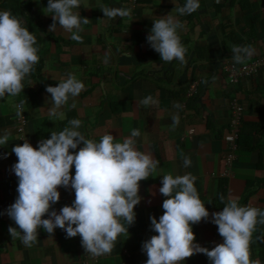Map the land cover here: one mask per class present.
Instances as JSON below:
<instances>
[{
    "label": "crops",
    "instance_id": "1",
    "mask_svg": "<svg viewBox=\"0 0 264 264\" xmlns=\"http://www.w3.org/2000/svg\"><path fill=\"white\" fill-rule=\"evenodd\" d=\"M23 1L18 0V4L23 5ZM29 1L32 23L38 24L36 46L41 52L43 83L29 76L25 80L23 91L34 96L28 101L30 106L23 105L27 122L21 134L14 106L24 101L23 93L0 98V136L9 134L7 144L0 146V264H146L142 243L158 234L152 230L150 218L158 220L164 213L166 197L159 188L166 174L195 176V186L210 214L222 211L229 197L241 206L264 211V68L233 89L220 70L224 60L233 59L234 45L251 46L255 51L249 59L264 57V0H200V8L184 16L174 8L183 6L185 0H82L79 12L89 19L80 33L83 43L61 29L49 31L53 18L43 11L48 0ZM100 5L129 8L131 17L108 19ZM171 12L183 24L179 30L186 47L183 64L163 62L147 42L153 21ZM70 73L85 84V89L74 98L75 107L70 98L61 109L64 119L53 121L48 115L52 101L46 88L58 85ZM191 83L196 84V92L188 98ZM234 92L242 110L233 157L225 163L228 148L223 136L228 131L229 100ZM148 95L156 103L138 106ZM177 103L182 107H174ZM177 114L179 124L173 128L172 117ZM73 118L81 120L82 134L97 142L104 134L122 142L138 129L141 135L134 138L137 150L159 161L152 177L140 182L142 199L134 209L136 219L129 226V236L121 235L113 251L99 257L86 252L79 235L67 238L60 228L51 236L38 229L37 242L30 248L20 239L13 240L8 231L9 226L17 227L6 214L18 196V178L10 171L17 162L12 147L25 139L38 147L39 141L50 138L52 131H62ZM184 157L191 158L190 167L184 166ZM71 172L75 175L74 166ZM59 191L61 198L52 206L57 211L75 199L70 187H60ZM192 228L195 242L201 246L211 249L223 243L210 218ZM262 237L264 224L258 223L250 242V259L259 264H264ZM182 264L211 262L205 254L197 253Z\"/></svg>",
    "mask_w": 264,
    "mask_h": 264
},
{
    "label": "clouds",
    "instance_id": "2",
    "mask_svg": "<svg viewBox=\"0 0 264 264\" xmlns=\"http://www.w3.org/2000/svg\"><path fill=\"white\" fill-rule=\"evenodd\" d=\"M82 0H48L44 8L53 23L50 32L61 29L70 33V38L83 43L80 35L82 25L89 23L82 17L79 8ZM104 17H131V9L125 7H99ZM200 8V0H185L183 6H175L180 16L190 15ZM183 24L176 16L167 14L153 21L147 42L160 54L163 62L173 60L186 63V47L179 30ZM35 35L22 25L19 18L8 10H0V98L16 97L25 88V80L39 63ZM251 46L234 45L233 59L243 64L254 54ZM85 89V84L70 73L58 85H49L52 105L48 109L51 120H63L61 109ZM25 101L15 107L17 117L23 119ZM156 101L151 95L138 101V106L148 107ZM174 107H182L179 103ZM172 127L179 124V115L172 117ZM81 120L73 118L62 131H52L50 138L42 139L34 147L25 139L11 151L17 162L12 166L18 178L15 202L6 214L17 227L9 226L13 240L20 239L26 247H32L38 239V229L53 234L55 229L65 231L67 238L81 237L82 247L92 257L110 254L117 239L129 236V226L136 219L135 207L141 202L140 182L152 177L159 161L150 153L136 148L134 138L141 135L133 129L131 135L117 142L112 134H104L97 142L86 138L79 130ZM9 134L0 136V146H5ZM80 145H83L80 147ZM78 151H70L76 150ZM190 157H184V166L190 167ZM75 167V175L71 169ZM196 177L189 174L163 175L159 192L166 197L163 215L152 216L151 228L158 233L142 243L147 255L146 264H182L194 254H205L211 264H259L250 259V242L256 225L264 224V211L256 207L241 206L237 199L229 197L222 211L211 213L201 200L195 186ZM74 190L71 205L59 211L53 209L60 198L59 188ZM221 202L225 197H219ZM211 202V200H209ZM48 218H44L45 215ZM218 226L223 243L209 249L196 243L192 225L209 220ZM259 218V219H258Z\"/></svg>",
    "mask_w": 264,
    "mask_h": 264
},
{
    "label": "built area",
    "instance_id": "3",
    "mask_svg": "<svg viewBox=\"0 0 264 264\" xmlns=\"http://www.w3.org/2000/svg\"><path fill=\"white\" fill-rule=\"evenodd\" d=\"M262 12L263 11L260 9V13ZM263 68H264V57L248 59L243 64L236 63L234 59H226L221 63L220 70L226 83L233 89L234 87L237 86L239 81L251 77L254 73H256L257 71ZM195 92H196V84L191 83L187 90L186 96L188 98H191ZM232 94L233 96L231 100H229L230 117H229L228 131L223 136V139L226 142V146L228 148L225 154V163H228L233 157V151L235 150V140L237 137V128L239 125V120L242 110L240 104L237 102L238 100L236 98L235 92ZM26 122L27 119L25 114L23 115V119L16 116L18 134L22 133L26 125ZM190 133L191 131L189 132V134ZM10 171H12V169Z\"/></svg>",
    "mask_w": 264,
    "mask_h": 264
},
{
    "label": "trees",
    "instance_id": "4",
    "mask_svg": "<svg viewBox=\"0 0 264 264\" xmlns=\"http://www.w3.org/2000/svg\"><path fill=\"white\" fill-rule=\"evenodd\" d=\"M8 1L9 0H4V1L0 0V7L4 8L5 10L10 11L17 18H18L19 13H21L23 17H21L19 20L21 22L26 23L27 24L26 27L29 29V31H31L35 35V37L38 38V33H37V30H38L37 25L38 24L37 25L33 24L31 17H30V11L32 10L31 2L29 0H25V1H23V5H22V4H18V0H16L15 3L8 2ZM241 3H242V0H241ZM241 8H244V6L241 5ZM40 53H38V54H40ZM39 57H40V55H39ZM41 65H42V60L40 58L39 63L34 66V70L29 75V77L30 78H38L40 80V82L43 83V79L40 77ZM22 93H23V97H24L23 99L26 102V105L30 106L28 101L31 97L34 96V93L31 91H28V92L22 91L20 94H22ZM218 189H219L218 193L220 195V193L222 191V187L221 188L219 187ZM261 244H262L261 248L263 249V247H264V238L263 237L261 238Z\"/></svg>",
    "mask_w": 264,
    "mask_h": 264
}]
</instances>
